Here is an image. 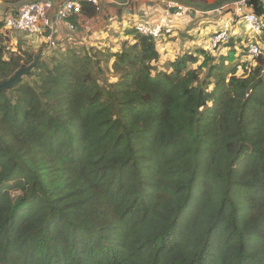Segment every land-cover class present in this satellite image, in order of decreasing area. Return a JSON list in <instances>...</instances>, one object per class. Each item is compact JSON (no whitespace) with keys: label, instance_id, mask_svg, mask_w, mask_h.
I'll return each instance as SVG.
<instances>
[{"label":"trees","instance_id":"16d2710c","mask_svg":"<svg viewBox=\"0 0 264 264\" xmlns=\"http://www.w3.org/2000/svg\"><path fill=\"white\" fill-rule=\"evenodd\" d=\"M124 37L48 54L0 93V264H264V58L236 76L230 38L169 72L151 38ZM40 53L0 45V82Z\"/></svg>","mask_w":264,"mask_h":264},{"label":"built area","instance_id":"2783aa9c","mask_svg":"<svg viewBox=\"0 0 264 264\" xmlns=\"http://www.w3.org/2000/svg\"><path fill=\"white\" fill-rule=\"evenodd\" d=\"M95 7L98 12L101 8V0H86ZM263 5L264 0H260ZM161 14L154 21L152 13L144 11L143 17L135 22H129V27L137 33L151 38L159 49L160 44L165 40L173 37L179 23L190 20L196 12L188 7H184L175 2H163ZM52 4L50 2L35 1L24 4L18 9L9 12L3 19L4 32H22L43 37L46 42V50L53 51L57 48L55 40V25L49 19ZM81 14V1L67 0L60 3L56 9V20L66 22L70 17ZM206 14L211 17H219L220 21L215 30L209 35L203 49L211 54L220 52L223 45L230 38L241 36L239 25L243 24L244 28L252 35L258 37L264 34V14L258 16L248 5L247 0L225 5L221 8L209 11ZM69 29L74 27L68 24ZM245 43V42H244ZM219 49H221L219 51ZM244 50L249 58H256L261 55V49L258 42L247 41Z\"/></svg>","mask_w":264,"mask_h":264},{"label":"crops","instance_id":"0c3cea01","mask_svg":"<svg viewBox=\"0 0 264 264\" xmlns=\"http://www.w3.org/2000/svg\"><path fill=\"white\" fill-rule=\"evenodd\" d=\"M4 1L9 2V0L0 1V20L9 12L18 9L24 4L35 1L50 2L52 9L49 19L54 22L55 40L61 50L75 46L90 47L98 50L114 49V52H116L120 49V43L127 39L124 37V32L128 23L142 18L144 11L152 13L153 18L151 20L154 21L161 14L162 6L159 3L163 0H101V8L94 16L89 18L83 14L75 15L66 22L56 20L55 12L58 5L67 0H18L19 2L12 5V8H9L11 7L10 4L3 3ZM215 1L206 0L208 4H213ZM193 10L196 12L195 16L191 18L193 23H191V26L184 25L186 32L181 30L182 34L191 36V46L193 47L189 48L190 50L203 48L209 35L215 30L220 20L219 17H211L206 14L209 11ZM68 24L72 25L74 30L69 29ZM181 27L182 25L179 24L178 32ZM239 27L242 29L244 25L241 24ZM2 32L4 33V41L0 45L5 47L8 53L28 52L36 54L42 52L43 54L41 55H45L50 52L46 50V42L41 36L17 31L5 33L3 30ZM178 32H175L173 37L169 38L170 40L165 43L164 50L174 46L173 41L175 39L173 38L175 35L177 36ZM187 42L186 46L188 47L190 45L188 40ZM57 48L59 47L57 46Z\"/></svg>","mask_w":264,"mask_h":264},{"label":"rangeland","instance_id":"374dc122","mask_svg":"<svg viewBox=\"0 0 264 264\" xmlns=\"http://www.w3.org/2000/svg\"><path fill=\"white\" fill-rule=\"evenodd\" d=\"M18 2H19L18 0H9V2L4 1L3 3L10 4L11 7H9V8H12V5L17 4ZM191 5H192L191 7L195 8L196 10L199 9L197 7H202V4H200V3H194ZM191 23H193V21H191V19L187 20L185 22L179 23L182 25L183 28L181 27L179 32H178V30L176 31V32H178V34H177V36L175 35L176 37L174 36V38H173V39H175L173 41L174 46H171L167 50H164L165 43H167L170 39L165 40L164 42H162V44H160L158 51L160 52L161 56H160L159 63L156 64V66L159 68V70L167 69L168 65L171 62H173L178 56H180L183 52L188 51L193 47V46H191V36L189 34H182V32H181V30L186 32L187 30H186L185 26L186 25L191 26ZM127 27H129V24L127 25ZM239 30H241L240 33H242V34L240 37L235 38L237 40L236 41V47L237 48L235 51V58H233L234 62L232 64V65H236V69H237L236 76H238V77L248 74L250 71H252L257 66L261 57L264 58V34H262L258 37H254V36L252 37V35L244 27L242 29L239 27ZM187 40L189 41V45H190L188 47L186 46V44L188 43ZM246 41H255V42L259 43L262 54L259 55L260 57L258 56L259 58L257 60H256L257 57L256 58L247 57L246 51L244 50V45L246 44ZM57 46L59 48H56L53 51L46 53L42 58H46L48 54L49 55H51V54L56 55V53H59L58 50L61 51V49H60L59 45H57ZM73 47H75V46H73ZM112 50H113V52L115 51L114 49H112ZM220 50L221 49H219V51ZM222 50L220 52L213 53V55L219 56L220 53L222 52ZM64 51L65 50H62V53ZM225 51H224V53L227 54L228 50H225ZM40 54H43V53L41 52ZM225 54H222V55H225ZM167 71L170 72V69L168 68ZM106 78H108L110 81L115 80V77H113V75L111 73H106Z\"/></svg>","mask_w":264,"mask_h":264},{"label":"water","instance_id":"95a60500","mask_svg":"<svg viewBox=\"0 0 264 264\" xmlns=\"http://www.w3.org/2000/svg\"><path fill=\"white\" fill-rule=\"evenodd\" d=\"M43 56L44 55H38L32 64L21 67L9 79L0 82V93H6L11 87L21 82L23 78L29 75L36 68L39 60Z\"/></svg>","mask_w":264,"mask_h":264}]
</instances>
